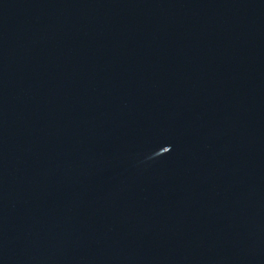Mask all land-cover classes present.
<instances>
[{
  "label": "water",
  "instance_id": "obj_1",
  "mask_svg": "<svg viewBox=\"0 0 264 264\" xmlns=\"http://www.w3.org/2000/svg\"><path fill=\"white\" fill-rule=\"evenodd\" d=\"M0 264H264V0H0Z\"/></svg>",
  "mask_w": 264,
  "mask_h": 264
}]
</instances>
